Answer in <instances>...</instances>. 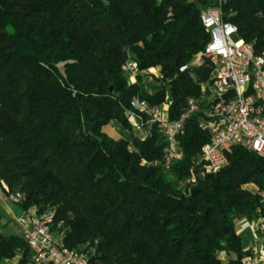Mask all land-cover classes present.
<instances>
[{
	"label": "trees",
	"instance_id": "16d2710c",
	"mask_svg": "<svg viewBox=\"0 0 264 264\" xmlns=\"http://www.w3.org/2000/svg\"><path fill=\"white\" fill-rule=\"evenodd\" d=\"M207 7L263 52L264 0H0V191H20L22 210L51 206L62 247L92 264H240L248 253L237 221L256 216L259 196L245 186L264 188V159L236 146L226 167L191 185L209 140L200 113L169 171L152 164L166 145L158 125L144 118L137 136L128 121L135 97L167 101L174 120L200 96ZM149 76L160 82L152 90ZM113 120L131 140L104 133ZM0 264H36L20 234L0 229Z\"/></svg>",
	"mask_w": 264,
	"mask_h": 264
},
{
	"label": "built area",
	"instance_id": "2783aa9c",
	"mask_svg": "<svg viewBox=\"0 0 264 264\" xmlns=\"http://www.w3.org/2000/svg\"><path fill=\"white\" fill-rule=\"evenodd\" d=\"M222 0H218L219 4ZM201 21L209 32V42L203 52L196 55L194 65L208 63L211 79L201 82L200 96L189 97L185 111L178 119L168 116L167 101L153 105L146 99L135 97L128 121L142 131L143 119L156 123L164 135L166 145L161 161L152 164L169 171L183 158L179 135L194 113H200L199 128L209 140L202 146L199 158L193 162L191 175L197 180L216 173L229 164V152L242 146L264 159V50L258 54L253 43L239 37L238 27L225 22L220 7H207ZM130 82L136 80L138 63L129 59L123 66ZM168 96L166 97V100ZM142 164H148L146 160ZM260 199L253 219L243 217L237 221V233L252 232L250 242L243 249L248 253L240 264H264V188L253 190ZM21 204L24 195L17 191L11 196ZM55 210H22L15 218L19 234L25 240L36 264H92L89 259L62 247L61 238L52 230Z\"/></svg>",
	"mask_w": 264,
	"mask_h": 264
},
{
	"label": "rangeland",
	"instance_id": "374dc122",
	"mask_svg": "<svg viewBox=\"0 0 264 264\" xmlns=\"http://www.w3.org/2000/svg\"><path fill=\"white\" fill-rule=\"evenodd\" d=\"M154 73L158 75V70L156 69ZM211 76L212 75L210 73L208 80L211 79ZM132 82H134V80ZM145 84H146L145 86L147 90H152L153 89L152 87L155 85L156 86L159 85L160 82L156 81V79H153L152 77L149 76L148 79L145 81ZM103 131L110 138H113V139L131 140V137H132L131 133L117 120H113L109 122L107 125H105L103 128ZM146 135H147V132H145L144 130L143 136H146ZM186 182L190 183L191 185H195L197 182V179L193 177L192 175H190ZM13 194L8 196L5 194L4 191H0V228L4 229V231L7 233L19 234V230L15 226L16 223L14 224V220L16 216L22 212V208L20 207L19 204L12 201L11 196ZM48 208L52 209L51 206ZM57 235L59 236V234ZM58 236H56L57 239L59 238Z\"/></svg>",
	"mask_w": 264,
	"mask_h": 264
},
{
	"label": "crops",
	"instance_id": "0c3cea01",
	"mask_svg": "<svg viewBox=\"0 0 264 264\" xmlns=\"http://www.w3.org/2000/svg\"><path fill=\"white\" fill-rule=\"evenodd\" d=\"M140 134H142V131H141ZM247 187H248V188H247ZM246 188L249 189V190H254V189H255V185L252 184V183H250V184H247V185H246ZM15 223H16V222H15V220H14V224H15ZM15 226H16V227L18 228V230H19L18 225L15 224ZM0 229H2V228H0ZM2 230L4 231V229H2ZM251 236H252V232H251V231H248L247 233H244V234L241 236V237L243 238V245H244V247L247 246L248 243L250 242Z\"/></svg>",
	"mask_w": 264,
	"mask_h": 264
},
{
	"label": "water",
	"instance_id": "95a60500",
	"mask_svg": "<svg viewBox=\"0 0 264 264\" xmlns=\"http://www.w3.org/2000/svg\"><path fill=\"white\" fill-rule=\"evenodd\" d=\"M112 89H113V88H112V86H111L109 90L112 91ZM140 133H141V131H140L139 129H136V130H135V135L139 136Z\"/></svg>",
	"mask_w": 264,
	"mask_h": 264
}]
</instances>
